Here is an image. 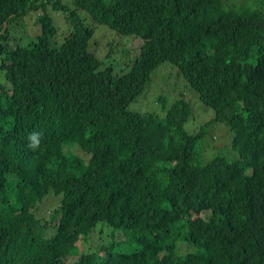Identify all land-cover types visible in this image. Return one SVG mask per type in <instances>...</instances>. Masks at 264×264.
<instances>
[{
  "label": "trees",
  "instance_id": "trees-1",
  "mask_svg": "<svg viewBox=\"0 0 264 264\" xmlns=\"http://www.w3.org/2000/svg\"><path fill=\"white\" fill-rule=\"evenodd\" d=\"M259 5L0 0V264H264ZM32 11L29 32L20 23ZM87 17L142 40L127 71L114 74L89 49ZM164 63L213 110L193 131L187 85L157 94V111L129 108ZM214 122L232 133L233 159L202 160ZM49 196L58 204L45 219ZM103 227L104 242L77 252Z\"/></svg>",
  "mask_w": 264,
  "mask_h": 264
},
{
  "label": "rangeland",
  "instance_id": "rangeland-1",
  "mask_svg": "<svg viewBox=\"0 0 264 264\" xmlns=\"http://www.w3.org/2000/svg\"><path fill=\"white\" fill-rule=\"evenodd\" d=\"M260 8L264 10V6H260ZM34 15L35 11L30 12V14L27 15L23 21H21L20 26L24 27L29 32H31L32 28L35 29ZM51 15L53 18L55 17L58 20V15L56 13H51ZM87 23L93 26L95 24L88 17ZM94 30V35L90 40L89 49L95 52V54L103 62H105L107 65H110L113 68L114 74L127 71L130 67V62L132 59L131 57L139 52L142 40L138 37H135L134 35H119L115 31L110 30L107 26L102 24H96L94 26ZM13 31L14 30L11 29V32ZM19 34L20 32L14 33L16 36H19ZM12 42H14V40H12ZM178 76L180 75L178 74V69L176 66L170 63L159 65L152 73L151 79L146 85L144 91L135 101L129 105V108L142 113L147 111H157V106L154 102L155 96L157 94L162 93L165 90H175L176 94H179L183 89V85H187V87L190 89L182 76H180L181 79ZM0 81L5 82L1 72ZM187 87L185 86L182 91H184L186 94L190 92L187 95V100L191 103L193 115L185 124V129L188 131H193L210 120L214 114L213 110L205 106L199 100L197 94L191 89V91H189ZM172 96L173 95L168 97L172 98ZM231 139L232 133L224 123L214 122L207 126L198 147V151L201 153L202 160L206 162L216 154H224L230 159H233L236 156V153L232 150ZM55 196H58L59 199L61 198V195ZM57 204L58 199L52 196L45 198L41 203L40 217L49 219V208L51 206L55 207ZM108 231L109 229L106 227H103L102 231L99 229H94V231L91 232L89 238L83 242L80 248L77 249V252L87 251L97 247L101 242H104V232Z\"/></svg>",
  "mask_w": 264,
  "mask_h": 264
},
{
  "label": "clouds",
  "instance_id": "clouds-1",
  "mask_svg": "<svg viewBox=\"0 0 264 264\" xmlns=\"http://www.w3.org/2000/svg\"><path fill=\"white\" fill-rule=\"evenodd\" d=\"M29 144L28 147L30 149H37L40 146L41 137L38 133H32L28 137Z\"/></svg>",
  "mask_w": 264,
  "mask_h": 264
}]
</instances>
